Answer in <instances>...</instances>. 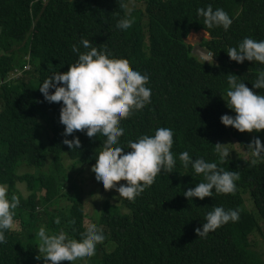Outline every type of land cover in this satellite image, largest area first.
I'll return each mask as SVG.
<instances>
[{"label":"trees","instance_id":"1","mask_svg":"<svg viewBox=\"0 0 264 264\" xmlns=\"http://www.w3.org/2000/svg\"><path fill=\"white\" fill-rule=\"evenodd\" d=\"M209 4L233 18L228 31L205 28L197 9ZM129 13L133 27L118 29L117 22ZM201 29L209 35L200 44L211 53L210 62L195 58L191 44L184 42L190 30ZM245 37L264 40V0H0V183L20 199L14 217L19 228L6 231L0 264H44L37 259L41 226L50 234L63 229L79 240L92 224L106 239L93 257L75 264H264L259 221H264V160L253 163L251 154L228 151L230 156L221 161L215 151V144L225 139H234L250 153L254 138L264 143V130L241 133L221 122L222 115H235L225 101L228 74L264 94L252 84L264 64H239L226 52ZM81 39L98 49L106 47L114 58L127 59L131 68L150 77L151 103L121 121L125 133L119 146L126 148L128 141L166 127L174 132L171 151L176 158L172 173L158 174L134 201L119 196L112 202L107 197L92 213L85 210L63 157L71 159L74 172L92 169L106 138H90L86 131L64 137L62 102H47L39 90L52 73L66 72L77 61L72 45L87 51ZM16 67L22 75L6 80ZM76 136L79 149L63 144ZM184 151L238 172L236 191L189 201L183 192L204 177L191 165L183 166L179 155ZM19 182L26 184V194L20 192ZM214 207L238 210L240 218L199 238L196 229ZM255 230L261 235V249L254 247Z\"/></svg>","mask_w":264,"mask_h":264},{"label":"clouds","instance_id":"2","mask_svg":"<svg viewBox=\"0 0 264 264\" xmlns=\"http://www.w3.org/2000/svg\"><path fill=\"white\" fill-rule=\"evenodd\" d=\"M197 15L203 17L207 29L222 27L228 31L233 24V18L223 8L214 9L211 4L198 8ZM133 24L129 13L117 22L116 27L127 31ZM207 35L205 31V38ZM80 44L87 51L81 52L79 46L72 45V52L78 54L77 61L70 64L66 72L52 73L42 82L39 90L47 102H62L60 123L65 126L64 137L72 136L76 131H86L90 138L97 137V134L106 138L103 151L98 154L91 171L105 190L115 189L122 199L134 201L153 185L158 174L172 173L176 167V158L171 151L174 132L160 127L154 135H143L135 141H128L126 148L119 146L125 133L121 121L151 103L152 90L147 87L150 77L131 68L127 59L114 58L106 47L98 49L88 39H81ZM226 52L232 61L239 64L245 61L264 64V40L245 37L237 46L228 47ZM205 62H210L208 57H205ZM16 69L20 70L19 67L14 68L5 79L9 81L21 76L22 73L13 75ZM237 77L235 74L227 75V99L223 97L235 115L224 114L221 122L241 133L260 132L264 130V94L255 93ZM0 79L4 81V78ZM252 84L254 89H264V69L258 71ZM63 144L72 150L81 147L78 136L65 138ZM222 145L215 144L221 161L230 156ZM248 148L255 158L253 163L257 159L264 160V143L259 137L254 138ZM179 160L185 168L191 165L196 174L204 177L194 188L189 187L183 192L189 201L213 197L214 192L230 194L236 191L238 172L225 171L218 168L217 163L208 162L203 157L194 159L188 151L180 153ZM121 181L126 183H119ZM19 204V197L9 195L8 185L0 183V244L7 243L5 233L15 226V209ZM239 218L238 210L214 207L196 233L199 238L206 237L229 222H237ZM55 222L60 224L59 219ZM37 235L40 253L37 259H43L44 264H61L64 261L75 264L76 261L87 260L96 254L97 245L103 244L106 239L103 230L95 224L88 226L79 240L71 238L63 229L50 234L43 226Z\"/></svg>","mask_w":264,"mask_h":264},{"label":"rangeland","instance_id":"3","mask_svg":"<svg viewBox=\"0 0 264 264\" xmlns=\"http://www.w3.org/2000/svg\"><path fill=\"white\" fill-rule=\"evenodd\" d=\"M139 1V0H138ZM137 4V3H135ZM135 4H129V6H134ZM137 6H139L137 4ZM132 10V9H131ZM130 10V11H131ZM205 30H190L187 35L184 37L185 43H190L191 48V54L199 59L204 60L205 57L209 58V61L211 60V53L206 50L205 47H203L200 44V41L204 36ZM208 33V32H207ZM209 37V35H207ZM225 139L223 141V146L227 148V151L230 153L238 152L244 157H248L251 153L249 151H246L243 149L240 145L237 144V142L234 139ZM63 163L64 168L67 173L73 174L76 178L75 183L77 182L78 189L83 197V202L85 206V210L89 213H92L96 208H98L101 205V202L103 199L110 197V200L113 202L116 200L117 197H119V193L113 189V190H105L103 186L99 183H97L95 179V174L91 171V168L86 169L82 173L74 172L73 169L69 168V164L71 163V159L64 156L63 157ZM123 183V181L119 182ZM17 186L23 194H26V184L24 182L17 183ZM26 189V190H25ZM245 205L247 206L248 210H252V204L250 202L245 201ZM261 224V229L264 231V221L259 220ZM88 221L86 220V223ZM15 228H19L18 221H15ZM255 233L252 234V238L256 240V245L254 246L257 249H261L259 247V242L261 241V235L258 230L254 231ZM264 258V255H262Z\"/></svg>","mask_w":264,"mask_h":264},{"label":"built area","instance_id":"4","mask_svg":"<svg viewBox=\"0 0 264 264\" xmlns=\"http://www.w3.org/2000/svg\"><path fill=\"white\" fill-rule=\"evenodd\" d=\"M21 74V70H18L16 69L14 72H13V75H20Z\"/></svg>","mask_w":264,"mask_h":264}]
</instances>
